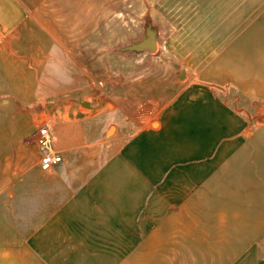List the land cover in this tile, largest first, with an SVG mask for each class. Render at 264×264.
<instances>
[{"label": "crops", "instance_id": "1", "mask_svg": "<svg viewBox=\"0 0 264 264\" xmlns=\"http://www.w3.org/2000/svg\"><path fill=\"white\" fill-rule=\"evenodd\" d=\"M228 3V19L247 22L224 48L235 55L223 76L240 95L264 101V0ZM51 36L20 0H0V197L12 199L19 180L44 170L42 126L62 156L45 171L69 187L30 228L0 208V264H91L94 243L102 254L147 237L156 244L162 232L172 263L264 264V121L245 131V109L173 108L155 133L166 153L147 159L121 133L106 139L118 107L105 98L66 95L48 106L40 84Z\"/></svg>", "mask_w": 264, "mask_h": 264}, {"label": "rangeland", "instance_id": "2", "mask_svg": "<svg viewBox=\"0 0 264 264\" xmlns=\"http://www.w3.org/2000/svg\"><path fill=\"white\" fill-rule=\"evenodd\" d=\"M20 1L54 41L40 84L48 106L66 95L79 101L91 97L95 104L105 98L118 107L106 139L121 133L149 159L166 153L155 133L164 130L159 122L173 108L245 109L240 112L250 122L245 131L264 121V101L240 95L223 76L225 63L235 55L224 48L247 22L228 19V0ZM149 31L156 33L157 49H134ZM84 154V148L77 149V155ZM68 188L53 171L38 166L16 183L12 199L0 197V208L30 228L51 215L68 197ZM159 235L156 244L147 237L142 244L109 245L102 254L94 243L98 254L91 264H180L165 257L170 244L163 232ZM123 246L129 250L120 257L117 250Z\"/></svg>", "mask_w": 264, "mask_h": 264}, {"label": "built area", "instance_id": "3", "mask_svg": "<svg viewBox=\"0 0 264 264\" xmlns=\"http://www.w3.org/2000/svg\"><path fill=\"white\" fill-rule=\"evenodd\" d=\"M37 143L42 152L41 167L44 170L51 169L55 164L59 163L62 160V156L52 149L51 134L46 126H42L39 129Z\"/></svg>", "mask_w": 264, "mask_h": 264}, {"label": "water", "instance_id": "4", "mask_svg": "<svg viewBox=\"0 0 264 264\" xmlns=\"http://www.w3.org/2000/svg\"><path fill=\"white\" fill-rule=\"evenodd\" d=\"M157 45L156 33L154 31H149L148 39L142 41L141 43L135 44L133 48L137 50L148 49L151 52H154L157 49Z\"/></svg>", "mask_w": 264, "mask_h": 264}]
</instances>
